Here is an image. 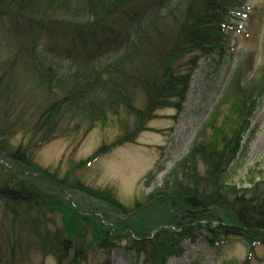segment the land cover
Returning a JSON list of instances; mask_svg holds the SVG:
<instances>
[{
	"label": "trees",
	"instance_id": "obj_1",
	"mask_svg": "<svg viewBox=\"0 0 264 264\" xmlns=\"http://www.w3.org/2000/svg\"><path fill=\"white\" fill-rule=\"evenodd\" d=\"M244 1L0 0V264L34 254L91 264L95 250L111 264L124 233L146 264L181 257L185 241L200 232L213 245L230 236L242 237L252 252L264 245V179L240 187L227 181L264 97V68L249 76L248 62L238 67L196 144L133 209L112 189L80 178L68 184L33 157L53 126L66 121L93 126L118 116L127 134L113 146L134 142L158 109L185 102L204 55L226 53L225 29ZM50 56L75 68L62 70ZM19 132L31 144L16 145ZM67 190L108 203L109 226L91 204L73 206Z\"/></svg>",
	"mask_w": 264,
	"mask_h": 264
},
{
	"label": "rangeland",
	"instance_id": "obj_2",
	"mask_svg": "<svg viewBox=\"0 0 264 264\" xmlns=\"http://www.w3.org/2000/svg\"><path fill=\"white\" fill-rule=\"evenodd\" d=\"M232 22L233 27L225 29L226 44L229 45L226 53L223 55L217 50L204 55L194 71L185 102L180 107L158 109L134 142L113 146L127 134L118 116H109L105 122L93 126L66 121L62 126H53L49 138L33 153L37 166L49 174L67 178L68 184L80 178L93 188L112 189L124 205L133 209L136 201H142L162 185L169 172L196 144L201 129L223 99L232 76L239 72L238 67L248 62L252 71L247 70L249 76L262 73L264 0H245ZM47 38L51 40L49 36ZM6 40L8 44L12 43L10 38ZM50 58L62 70L75 68L67 60ZM107 60L105 56L99 62L106 63ZM30 142L23 132L15 135L16 145L27 146ZM103 147L112 148L87 164ZM261 179H264V97L251 118L239 154L229 166L227 181L240 187ZM67 191L76 203L91 204L95 214L101 216L103 227L109 226L111 221L107 214L112 208L108 203L77 190ZM75 202L73 206L79 208ZM118 241L119 246L111 253V264H146L130 250L127 233ZM249 257L250 264H264V245L254 246L252 252L249 244L239 236H230L226 242L213 245L208 242L207 234L200 232L195 241H185L183 255L171 258L168 264H243ZM107 258L106 253L95 250L91 254V264L105 263ZM20 263L56 264V261L52 256L34 254Z\"/></svg>",
	"mask_w": 264,
	"mask_h": 264
},
{
	"label": "water",
	"instance_id": "obj_3",
	"mask_svg": "<svg viewBox=\"0 0 264 264\" xmlns=\"http://www.w3.org/2000/svg\"><path fill=\"white\" fill-rule=\"evenodd\" d=\"M19 172H25V173H27L26 171H19ZM31 173V172H30ZM31 174H35V173H31ZM36 175H38V176H40V177H44V176H42V175H40V174H36ZM66 196H67V198L69 199V201L73 204V200H72V198L70 197V196H68L67 194H66Z\"/></svg>",
	"mask_w": 264,
	"mask_h": 264
}]
</instances>
